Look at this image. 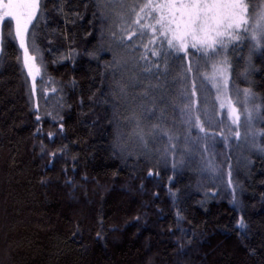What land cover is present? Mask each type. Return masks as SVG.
<instances>
[{"label":"trees","instance_id":"16d2710c","mask_svg":"<svg viewBox=\"0 0 264 264\" xmlns=\"http://www.w3.org/2000/svg\"><path fill=\"white\" fill-rule=\"evenodd\" d=\"M41 12L31 25L28 43L30 51L38 53L36 62L48 85L34 93L14 25L9 29L10 22L0 23V264H176L180 228L186 234L181 264H264V151L248 147L250 139L246 157L233 163L230 149L208 130L203 138L200 132L196 150L187 153L188 166L182 168L179 145L171 155L168 149L159 150L154 161L113 151L114 125L109 121L114 102L127 115L140 103L153 108L152 97H159L149 116L161 117L163 107L162 117H171L189 102L181 92L191 93L193 82L200 87V70L208 63L180 79L181 64L189 60L169 57L166 74L155 69L146 74L138 59L141 37L127 40L126 49L117 47L110 39L109 22L102 25L94 16V0H42ZM111 30L117 31L115 24ZM149 36L143 37L145 43ZM242 43L247 45L245 37L234 51L226 50L236 52L229 60L233 79L238 87L251 88L262 103L264 50L242 83ZM114 54L127 61L121 72L127 91L135 92V106L131 98L115 100L111 95L113 77L106 63ZM189 57L194 68L196 57L191 51ZM158 62L163 69V61ZM145 89L149 97H139ZM259 115L264 129V106ZM175 122L165 127L181 135ZM121 130L128 133L129 126ZM49 132L54 133L52 139ZM257 141L264 146V138L258 135ZM209 162L218 166V175L227 178L224 182L203 176ZM228 167L231 175L223 176ZM231 178L234 186L229 185ZM177 213L183 219L178 220ZM241 216L249 228L243 240L236 228Z\"/></svg>","mask_w":264,"mask_h":264},{"label":"snow or ice","instance_id":"6c2138e0","mask_svg":"<svg viewBox=\"0 0 264 264\" xmlns=\"http://www.w3.org/2000/svg\"><path fill=\"white\" fill-rule=\"evenodd\" d=\"M94 4L98 9V13H94V16L98 17L102 25L106 21L109 22L110 39L116 43L117 47L126 49L127 40H131L134 35L141 37L143 53L138 59L143 61L142 70L146 74H152L154 69L158 73L166 74L169 68V57H174L181 61L189 60L186 66L181 64L182 71L179 73L180 79H187L188 74L194 72L189 57L191 51V55L196 56L198 61L203 60L205 63H211L213 72L212 76L208 78L215 82L213 86L220 93L221 89H226L228 86L230 64L224 53L230 46L239 42L243 35L249 43L250 55L264 50V3L253 4L251 0H132V2L129 0H94ZM41 10L42 0H0V23L10 22L8 24L9 29L14 25V39L18 41L19 48L22 50L23 68L26 69L27 76L32 80L33 93L40 68L36 63V55L30 51L28 37L30 25H33V21L38 18V13L42 15ZM62 10V8L57 7V11ZM113 24H115L117 31L111 30ZM104 34L105 29L101 27V39H103ZM149 34V39L145 43L143 37ZM9 35H12L11 30ZM34 47L35 44L33 43ZM101 50L103 49L97 51ZM108 50L111 51V45ZM17 59L19 60L20 57ZM161 60L163 61V69L158 62ZM126 63L127 61L123 57L116 54L113 55L111 61L106 63V68L111 69L113 77L111 95L115 100H119L127 94L128 85L124 82L121 72V68ZM242 75L245 79L247 78L246 72ZM158 86L150 85L149 87ZM51 91L55 93L57 89L53 87ZM138 95L141 98H147L149 91L147 89L142 90ZM180 95L190 101L180 107L181 120L188 127L189 134L193 127L199 132H205L200 116L194 112L195 102L191 101V97L196 95L195 83L193 82L191 93L183 91ZM236 96L242 108L236 106L230 95L225 94L223 97L217 95L220 109H227L231 125L235 126L229 131L239 142L243 117V122L247 125L246 136L250 138L251 146L264 151V146L257 143L258 135L264 138V129L257 132L252 126L254 119L264 106V102L258 103L256 94L249 87L237 88ZM152 105L153 108H147L143 103H140L131 110H127V106H124L128 114L123 115L121 113L122 106L115 102L112 104L113 110L109 122L114 125L112 145L114 153H123L127 148L125 134L121 130L124 124L129 126L128 140L133 143L138 142L143 149L148 148V137L163 135L167 136L169 142L174 139L171 132L162 127L161 123H145L156 106L155 97H152ZM159 111L162 117L164 108H160ZM36 120H40L39 115L36 116ZM63 128L64 125L60 124L61 131ZM39 131L40 129H37V132ZM48 137L52 139L54 133L49 132ZM200 139L199 135L193 138L194 141ZM225 140L227 141V137ZM65 147L59 151L63 152ZM171 148L175 150L176 145L171 143ZM44 150L43 142H41V152ZM207 150V146H205L204 151ZM128 154L131 155L132 153L129 152ZM49 155L55 157L57 153L51 152ZM175 167L176 164L174 163L173 168ZM206 168L209 171H215L211 162L206 165ZM148 175L151 176L152 172L149 171ZM229 175L231 174L229 173ZM41 182L44 183L45 181L42 180ZM231 183L229 180V185ZM233 202H236L235 197ZM177 217L178 220L183 219L179 213H177ZM137 219L139 218L137 217ZM236 228L238 229L237 235L242 240L247 237L249 228L242 216L236 221ZM179 230L181 237L178 238L177 246L174 249L177 258L176 264H181L179 257L184 255L185 249V244L181 241L186 234L184 229L180 228ZM97 237L103 238L100 232H97Z\"/></svg>","mask_w":264,"mask_h":264},{"label":"rangeland","instance_id":"374dc122","mask_svg":"<svg viewBox=\"0 0 264 264\" xmlns=\"http://www.w3.org/2000/svg\"><path fill=\"white\" fill-rule=\"evenodd\" d=\"M251 3H253V4L264 3V0H251ZM38 16H39V13H38ZM36 20H34L33 23L36 22ZM30 28H31V25H30ZM30 28H29V31L31 30ZM242 37H245V36L242 35L241 38ZM246 42H247L248 47L245 43H242L240 46L243 50L246 51V52H244L242 59L240 61L241 65H240V72H239L240 73L239 81L242 83L244 82L245 78L241 73H245V72L249 73L253 69L251 66L252 61L257 59L263 53L262 52L263 50H261V51H257L254 54L250 55L249 43H248L247 39H246ZM237 47H239L238 42L234 46H230L227 50L228 51L229 50L234 51V49ZM32 53L34 55L38 54L37 52H32ZM224 54H226L228 61L229 60L232 61L233 57L234 56L236 57V55H235L236 52H226ZM215 59H219V58H215ZM193 63H194V70H196V68L203 66L204 61H202V60L198 61L197 57H196V59L193 61ZM37 66H38V64H37ZM201 68H202L200 70L201 71V77H202V79H201L202 82H200L201 85H200V87L195 88L196 95L194 97H191V101L195 102L194 112L200 116V119H201L202 123L204 124L205 130H208V134H210L211 136H214L216 139L220 140L224 146V149H227V150L230 149V152L232 153V154L230 153L232 161H233V163H235L236 160H238V159L242 160L244 156L246 157L247 141L250 139L249 137L246 136L247 125L243 122V117H242L241 126H240L241 138H240L239 142H237V140L232 135V132L229 131L230 128L234 129L235 126L231 125V121L227 115V109H220L219 102L217 101V95H220L221 97H223L225 94L230 95L232 97L234 103H236V106L238 108H242L241 104L239 103V99L236 96V90H237V88L243 89V88H245V86L244 87H238L237 83L239 84V82L236 83V81L233 79V69H232V64H230L228 86L226 89H221L220 93H218L216 87L213 86V84L215 82L208 78V77L212 76V72H213L211 63H208V66L204 64V67H201ZM195 73H196V75L199 74L196 71H195ZM42 74L43 73H42V70L40 68V72L36 77V88L35 89L42 88L43 85H48L43 81ZM28 80L30 81V82L29 81L28 82L32 84V80L30 77H28ZM192 85H189L190 89L189 90L186 89V90L191 92L192 91ZM127 93L128 94H126V96L124 98H131L130 103L135 106L136 105L135 101H137L135 92H133L130 89V92L127 91ZM161 97H160V99H161ZM158 98L159 97H157V99ZM257 102H258V99H257ZM144 103H147V102L144 101ZM183 104H181V106ZM157 118L158 117L149 116L147 123H149V124L150 123H161L162 127L168 129L171 132V134L175 138V140L173 139L172 141L174 142V144L177 147H178V145L180 147V149L178 148V151H180V168H182L183 166H188L186 163V155H187V153L191 154V153L195 152L198 141H194L193 138L196 137L198 135V133H200L199 130L196 129L195 127H193L191 129L190 134H189L188 127L181 120L180 108H178V111L171 117H160V119H157ZM260 119H261V115H257L253 121L252 126H253V129L256 131L261 130V128L259 126V124L261 123ZM95 120L97 121V123L100 122V121H98V119H95ZM174 120L179 121L178 124H176L177 122H175L173 124H174V127H176V130H178V128H179V134H181V135H178V133L172 132V130L165 127L167 124L171 123ZM204 133L205 132H202V138H203ZM126 134H125V142L127 143V148L122 154L127 155L129 152H131V153H135L137 155V157H140L142 159H144L143 158L144 156L149 157V158H151L152 161H154L158 158V156L160 155L159 150H162V149L170 150L168 155H171L170 152L172 151L171 150L172 149L171 148L172 141L169 142L167 136L156 135V136L148 137V148L143 149L139 146L138 142L133 143V142L129 141ZM225 137H227V141L225 140ZM257 143H258V141H257ZM232 144H234V147H232ZM249 146L252 147L250 142L248 143V147ZM252 148L255 149L254 147H252ZM188 149H191V151H188ZM146 153L148 154V156L146 155ZM149 154H150V156H149ZM184 161H185V163H184ZM211 164L214 167L215 171L206 170V173H204L203 176L206 178V175H207V177L209 178L208 180H211V181L219 182V180H221L224 182L225 179H227V178L220 177L218 175V169H219L218 166L214 165L212 162H211ZM224 165L228 166V164H225V163H224ZM158 167H162V165L161 166L158 165ZM191 169H193V168H191ZM230 172H231V167H228L227 170L223 173V176H226V177L230 176L229 175ZM232 179L233 178L230 179L231 182H232ZM231 185L234 186L233 182L231 183ZM206 186L208 189H210L209 185H206ZM214 189H217V188H214ZM203 190H204V188H203Z\"/></svg>","mask_w":264,"mask_h":264}]
</instances>
